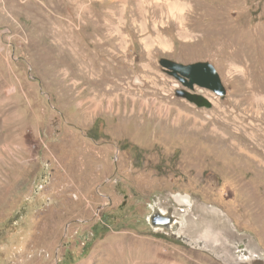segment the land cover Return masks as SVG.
<instances>
[{
  "label": "rangeland",
  "instance_id": "rangeland-1",
  "mask_svg": "<svg viewBox=\"0 0 264 264\" xmlns=\"http://www.w3.org/2000/svg\"><path fill=\"white\" fill-rule=\"evenodd\" d=\"M5 29L0 264L264 257V0H0ZM163 57L211 61L226 95Z\"/></svg>",
  "mask_w": 264,
  "mask_h": 264
},
{
  "label": "water",
  "instance_id": "water-1",
  "mask_svg": "<svg viewBox=\"0 0 264 264\" xmlns=\"http://www.w3.org/2000/svg\"><path fill=\"white\" fill-rule=\"evenodd\" d=\"M160 64L168 73L179 79L190 89H194L195 85H198L202 88L213 90L219 96H224L227 93V89L222 81L221 75L211 61H197L194 63L184 64L163 57L160 59ZM177 95L187 98L199 107L212 106V102L207 97L200 93H193L186 88L178 89ZM172 197L179 204H189L191 199L190 195L182 193L173 194ZM216 220L223 221V217L217 215ZM172 222V216L164 215L159 211L155 212L152 216V223L155 226L162 225L166 228H170ZM208 231L213 232L212 229H209ZM209 232H207L209 235L207 236L208 240L206 239V241L215 242V239H217L218 236ZM206 243L208 245L209 242ZM231 262H233V264H264V257L254 255L246 251V253H242L240 257H235V259L233 261L231 260Z\"/></svg>",
  "mask_w": 264,
  "mask_h": 264
},
{
  "label": "flooded vegetation",
  "instance_id": "flooded-vegetation-1",
  "mask_svg": "<svg viewBox=\"0 0 264 264\" xmlns=\"http://www.w3.org/2000/svg\"><path fill=\"white\" fill-rule=\"evenodd\" d=\"M179 89H182V88H179ZM193 93H197V92H193ZM189 209H191V208H189ZM164 215H167V214H164ZM217 223L220 225L221 224V221H217ZM225 224V222L224 221H222V224ZM196 230V229H195ZM194 232V231H193ZM239 249H242L243 251L244 250H246V246L245 245H243V244H241V247H238Z\"/></svg>",
  "mask_w": 264,
  "mask_h": 264
},
{
  "label": "built area",
  "instance_id": "built-area-1",
  "mask_svg": "<svg viewBox=\"0 0 264 264\" xmlns=\"http://www.w3.org/2000/svg\"><path fill=\"white\" fill-rule=\"evenodd\" d=\"M8 31L7 29L5 30H0V49L2 48V45H3V33Z\"/></svg>",
  "mask_w": 264,
  "mask_h": 264
}]
</instances>
